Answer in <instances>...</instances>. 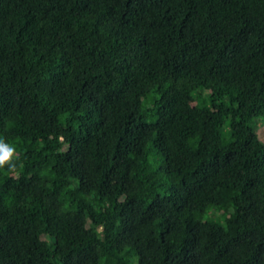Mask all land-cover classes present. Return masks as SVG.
<instances>
[{
  "label": "trees",
  "instance_id": "16d2710c",
  "mask_svg": "<svg viewBox=\"0 0 264 264\" xmlns=\"http://www.w3.org/2000/svg\"><path fill=\"white\" fill-rule=\"evenodd\" d=\"M262 127L264 0H0V264H264Z\"/></svg>",
  "mask_w": 264,
  "mask_h": 264
},
{
  "label": "clouds",
  "instance_id": "9594fccd",
  "mask_svg": "<svg viewBox=\"0 0 264 264\" xmlns=\"http://www.w3.org/2000/svg\"><path fill=\"white\" fill-rule=\"evenodd\" d=\"M26 54L24 51L20 50ZM15 156V149L5 143L4 140H0V167H4L6 164L12 169H15L16 165L12 162Z\"/></svg>",
  "mask_w": 264,
  "mask_h": 264
},
{
  "label": "rangeland",
  "instance_id": "374dc122",
  "mask_svg": "<svg viewBox=\"0 0 264 264\" xmlns=\"http://www.w3.org/2000/svg\"><path fill=\"white\" fill-rule=\"evenodd\" d=\"M264 130V128L262 127L261 129H260V131H263Z\"/></svg>",
  "mask_w": 264,
  "mask_h": 264
}]
</instances>
